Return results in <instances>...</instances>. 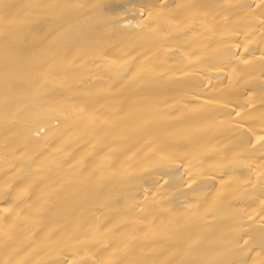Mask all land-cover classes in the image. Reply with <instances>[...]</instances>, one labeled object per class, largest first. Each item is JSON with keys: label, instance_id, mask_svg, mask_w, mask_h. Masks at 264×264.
I'll use <instances>...</instances> for the list:
<instances>
[{"label": "bare ground", "instance_id": "obj_1", "mask_svg": "<svg viewBox=\"0 0 264 264\" xmlns=\"http://www.w3.org/2000/svg\"><path fill=\"white\" fill-rule=\"evenodd\" d=\"M0 264H264V0H0Z\"/></svg>", "mask_w": 264, "mask_h": 264}]
</instances>
